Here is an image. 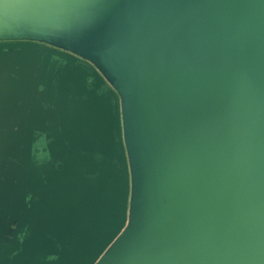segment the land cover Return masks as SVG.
Listing matches in <instances>:
<instances>
[{
	"label": "water",
	"instance_id": "1",
	"mask_svg": "<svg viewBox=\"0 0 264 264\" xmlns=\"http://www.w3.org/2000/svg\"><path fill=\"white\" fill-rule=\"evenodd\" d=\"M180 2L0 8V264H113L134 250L141 259L136 213L127 228L131 173L136 192L150 164L137 132L151 135L182 211L166 207L167 248L186 264H264V0H222L214 27L194 0ZM81 4L142 43L153 89L136 111L133 91L115 85L121 105L85 47L43 43L46 30H70ZM219 31L232 36L231 53L195 46Z\"/></svg>",
	"mask_w": 264,
	"mask_h": 264
},
{
	"label": "flooded vegetation",
	"instance_id": "2",
	"mask_svg": "<svg viewBox=\"0 0 264 264\" xmlns=\"http://www.w3.org/2000/svg\"><path fill=\"white\" fill-rule=\"evenodd\" d=\"M70 12V30L68 32L46 30L44 32L46 41L43 43L57 50L69 53L71 51L65 47L67 40H69V46L71 47L76 45L85 47L84 49L87 50L89 56L93 58L92 61L86 59L87 62L95 67L107 83L116 91L121 100V105V95L115 85H123L133 91L131 99L134 111H136L135 105L138 101L137 99H142L148 94V91L143 88L142 84L150 79V67L146 60L142 43L134 34L128 32L120 24L113 23L110 26V16L107 11L92 9L83 12L79 9L74 11L72 8ZM80 13L88 15L86 24L82 29H79L77 25L80 20ZM59 26L64 27L62 19ZM84 33L91 34L83 38ZM111 53L113 54L111 55ZM37 159L39 160L40 158L38 157ZM39 162L41 163V159ZM140 171L142 172L141 169ZM144 191L145 187L141 186L140 190L134 192L131 173L127 228L131 223L132 215L136 213L139 216L141 227L140 240L143 257L139 259V250H134L132 251V255L122 254L113 264H186L185 260H179L173 253V250L167 248V241H165L166 238L163 235V231H167L170 228L171 218L169 217L166 220L164 227L155 224L154 220L152 222L144 220L143 211L140 206L144 200L149 198L144 194ZM148 191H152L151 187L148 188ZM158 202L160 203V200ZM165 213H167L166 208L163 211V214ZM6 237L12 238L11 235H7Z\"/></svg>",
	"mask_w": 264,
	"mask_h": 264
},
{
	"label": "rangeland",
	"instance_id": "3",
	"mask_svg": "<svg viewBox=\"0 0 264 264\" xmlns=\"http://www.w3.org/2000/svg\"><path fill=\"white\" fill-rule=\"evenodd\" d=\"M94 8L86 5L81 4L79 7V10L81 11H87L92 10ZM88 18V15L86 13H80L79 14V23L77 24L79 26V29L84 28L86 24V20ZM91 34V33H89ZM88 33L83 34V38H86L90 36ZM113 53H111L112 55ZM143 88L146 90L153 89V82L152 80H148L147 82H144L142 84ZM137 104L140 106V100L137 99ZM153 102V101H152ZM155 105V103H152ZM151 105V104H150ZM138 108V107H137ZM159 111V110H158ZM157 111V113H158ZM149 112L148 108H142L139 110V114L144 116H147ZM136 138L140 144V153L141 157L143 159L142 163L146 160L150 161V164L148 166H145L144 164L141 165V170L143 175L146 176V178L143 181V186L145 187L144 194L149 197L147 200H144L141 204V210L143 211V217L144 220L151 221L154 220L155 224L161 225V227H164L166 220L170 217L169 213L163 214V211L166 207H169V200L172 195V188L168 185L167 181L163 177V171L164 168L162 166V163L158 156V148L153 144V142L150 141L151 135L147 136L145 139L143 135H140L139 132L136 133ZM152 189V191H148V188ZM148 193H147V191ZM160 200V203L158 202ZM227 255V254H226ZM222 256V255H220ZM231 257V256H230ZM227 261H224V264H226ZM230 263L233 264V260H230ZM223 264V263H221Z\"/></svg>",
	"mask_w": 264,
	"mask_h": 264
},
{
	"label": "bare ground",
	"instance_id": "4",
	"mask_svg": "<svg viewBox=\"0 0 264 264\" xmlns=\"http://www.w3.org/2000/svg\"><path fill=\"white\" fill-rule=\"evenodd\" d=\"M165 1H167L171 5L172 8L176 10L178 9L180 10L181 8L180 0H165ZM247 2H249V8L252 12L250 14L254 15L255 14L254 11H258V10L255 8L254 4L251 1H247ZM194 4H195L196 15L199 21L201 22V24H203L204 26L214 27L217 21V16H219L221 13L222 0H194ZM170 24H171V29H172L170 35H173L180 24V12L179 11L171 14ZM146 29H147L146 34L148 36V40L151 44L154 45L156 43V38H157L156 34L154 30L152 29V26L150 27L149 24H147ZM231 39H233L232 36L226 37L223 35V33H221V31H219L217 35L211 38H208L206 40L199 41L197 42V44H195V46L204 47V48L205 47H218L221 50H225L226 53H231V45L227 43ZM232 53L234 52L232 51ZM168 54L169 52H167V55ZM156 94L158 98H160V96H162L163 94L159 86L156 88ZM162 111H163L162 112V115H163L164 109ZM164 177L168 181V183L171 184V179L167 172L164 173ZM169 203H170V206L173 210L175 217L176 218L181 217L182 211L179 206L177 197L175 195H173L170 198Z\"/></svg>",
	"mask_w": 264,
	"mask_h": 264
},
{
	"label": "snow or ice",
	"instance_id": "5",
	"mask_svg": "<svg viewBox=\"0 0 264 264\" xmlns=\"http://www.w3.org/2000/svg\"><path fill=\"white\" fill-rule=\"evenodd\" d=\"M18 2L27 7L51 9L66 6L70 3L77 2V0H18ZM0 22H6L3 15H0Z\"/></svg>",
	"mask_w": 264,
	"mask_h": 264
},
{
	"label": "crops",
	"instance_id": "6",
	"mask_svg": "<svg viewBox=\"0 0 264 264\" xmlns=\"http://www.w3.org/2000/svg\"><path fill=\"white\" fill-rule=\"evenodd\" d=\"M11 2L13 3V6H15L18 3V0H0V8L3 7L6 9Z\"/></svg>",
	"mask_w": 264,
	"mask_h": 264
}]
</instances>
